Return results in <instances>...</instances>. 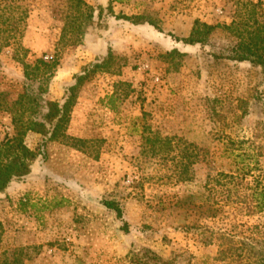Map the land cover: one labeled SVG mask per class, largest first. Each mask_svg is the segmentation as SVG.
Here are the masks:
<instances>
[{"label":"rangeland","instance_id":"rangeland-1","mask_svg":"<svg viewBox=\"0 0 264 264\" xmlns=\"http://www.w3.org/2000/svg\"><path fill=\"white\" fill-rule=\"evenodd\" d=\"M83 1L90 20L70 0H24V35L0 52V142L23 111V48L29 63L58 54L45 98L59 102L75 74L109 58L80 86L64 135L24 136L41 153L0 191V264H230L224 231L264 239V210L239 198L264 188V67L227 57L231 24L250 2L263 24L264 0ZM196 19L217 25L208 42L178 41Z\"/></svg>","mask_w":264,"mask_h":264},{"label":"trees","instance_id":"trees-1","mask_svg":"<svg viewBox=\"0 0 264 264\" xmlns=\"http://www.w3.org/2000/svg\"><path fill=\"white\" fill-rule=\"evenodd\" d=\"M114 0H109V8L112 9ZM76 8L82 9L86 6L87 20L93 16L92 7L83 0H70ZM252 10L246 19H241L239 22H234L232 28L238 34L239 41L231 48V54L228 58L235 61H249L253 65L264 67V23L258 25V20L255 16V8L261 3L250 2ZM30 14V9L24 4V0H0V52L5 48L10 47L12 39L21 38L24 35L26 22ZM80 14H83L80 12ZM119 17V16H118ZM120 18L131 21L134 24H144L145 22L154 25L160 31L159 24L152 20H148L142 16L121 15ZM250 18L255 20L256 25H249ZM217 25L210 24L200 19H196L187 37H176L178 41L185 44H201L205 45L211 33ZM231 27V26H229ZM69 29L65 24L60 40H64ZM82 34V33H81ZM80 33L78 35H81ZM22 50V49H21ZM24 53H19L15 57L23 63L24 77L29 82L20 93L17 103L23 108L20 117L18 118V126H16V134L13 137L6 136L0 142V191H3L14 180L27 175L31 170L32 162L41 153L31 149L24 141V136L29 131L37 132L47 137L48 139H56L64 135V131L70 120L72 108L75 104L78 90L83 82L91 76L98 68H105L109 58L104 59L101 63L92 64L83 67L80 73L73 76V82L66 89V96L63 102L45 98L48 92L50 79L53 77L56 68L59 65V57L56 53L50 57L45 54L29 63L24 61ZM178 52L174 49L168 53L171 55ZM91 65V66H92ZM26 116L24 117V115ZM236 168L232 173H226V178L235 179V172L239 175L243 173L250 174V170L246 168ZM246 170V171H245ZM250 189V192L249 190ZM248 190V191H247ZM245 195H240V201L243 202L247 212L255 213L264 210V188L259 184L255 187L246 186ZM229 196L232 197V191H229ZM108 208L116 211L119 217H122L123 212L121 207L112 200H106L104 203ZM216 213V208L212 209ZM127 230V224L124 225ZM256 226H248L247 230L254 232ZM147 252L152 256H156L155 252L147 249ZM219 255L223 258H228L230 264H264V239L255 237L253 234L240 235L236 239L232 233L223 232L222 243L220 246Z\"/></svg>","mask_w":264,"mask_h":264}]
</instances>
